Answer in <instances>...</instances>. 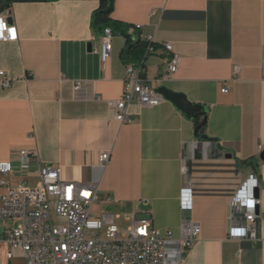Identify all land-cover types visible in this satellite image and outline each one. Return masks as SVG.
Here are the masks:
<instances>
[{"label":"crops","instance_id":"obj_1","mask_svg":"<svg viewBox=\"0 0 264 264\" xmlns=\"http://www.w3.org/2000/svg\"><path fill=\"white\" fill-rule=\"evenodd\" d=\"M99 6V0H30L0 14L18 35L0 42V72L11 81L5 88L0 78V163L15 167L7 183L35 187L39 168L57 165L66 181L97 184L120 220L151 218L174 242L192 219L201 235L182 264H264V0H115L113 22L155 45L143 78L209 108L202 142L195 138L197 120L166 100L153 108L133 102L131 121L116 119L111 103L124 93L130 65L120 56L127 40L113 27V51L103 64L104 32L92 27ZM165 44L180 56L172 76ZM22 151L37 154L28 172L19 168ZM105 153L111 158L102 169ZM252 175L257 238L232 239L243 215L231 203ZM183 188L192 190L191 213L180 208ZM15 226L0 221V264H26L21 253L7 258L5 234Z\"/></svg>","mask_w":264,"mask_h":264},{"label":"built area","instance_id":"obj_2","mask_svg":"<svg viewBox=\"0 0 264 264\" xmlns=\"http://www.w3.org/2000/svg\"><path fill=\"white\" fill-rule=\"evenodd\" d=\"M0 29V42H16L17 29L9 25ZM10 29H15L14 34ZM137 30L140 27L136 28ZM114 33L105 29L99 54L103 64L113 51ZM140 65H130L127 69L125 88L120 100L112 102L116 119L129 123V106L137 102L143 107H157L165 100L156 89L143 78L146 58L155 52L152 40ZM169 54L168 75L175 74L180 65V56L170 44L164 45ZM239 69H234V76ZM5 88L11 81L0 72ZM75 89L79 91L81 84ZM227 92V89H223ZM35 152L22 151L19 154V168L28 172L30 161ZM111 155L102 154L100 168L110 161ZM12 162L0 163L1 186L5 193L0 196V221H14L16 226L5 234L10 249L7 258L12 260L21 253L26 264H182L186 253L191 250L201 235V228L191 220L183 223L181 238L173 241L171 231L162 232L153 226L151 218L133 216L126 218L130 223L122 235L116 225L119 216L97 218L92 215L93 205L101 201L97 184L69 182L62 178L61 168L57 165L41 166L38 170V184L30 187L18 184L11 187L7 178L14 174ZM257 182L255 175L249 178L231 203L233 212L240 211L241 221H236L230 230L232 239H256L257 207L260 201L250 194V187ZM108 197L105 202H110ZM104 203V202H103ZM180 208L183 212L193 210L192 190L183 188L180 193Z\"/></svg>","mask_w":264,"mask_h":264},{"label":"trees","instance_id":"obj_3","mask_svg":"<svg viewBox=\"0 0 264 264\" xmlns=\"http://www.w3.org/2000/svg\"><path fill=\"white\" fill-rule=\"evenodd\" d=\"M30 0H0V14L5 10L9 9L10 5L14 2H25ZM32 1H47V0H32ZM100 6L98 10L93 14L92 27L95 31L104 32L105 29L109 28L113 32V27L121 29V33L125 36L127 40L126 48L121 53V61L129 66L131 64L137 66L140 65L147 49L152 46V44L143 40L140 37L134 39L130 34L126 33V28L118 23L113 22L112 14L114 12L115 0H99ZM196 127L200 125V121H195ZM204 128L202 130V134Z\"/></svg>","mask_w":264,"mask_h":264},{"label":"water","instance_id":"obj_4","mask_svg":"<svg viewBox=\"0 0 264 264\" xmlns=\"http://www.w3.org/2000/svg\"><path fill=\"white\" fill-rule=\"evenodd\" d=\"M164 100L171 102L174 106L180 110L184 116L190 120H199L200 125L195 130V138L199 141H207L208 137L202 134L203 128L207 124V117L209 108L204 105H196L190 103L183 94L175 93L166 87L156 89ZM220 150V148H218ZM260 159L264 161V152L261 154ZM256 196L258 195V189L255 190Z\"/></svg>","mask_w":264,"mask_h":264},{"label":"rangeland","instance_id":"obj_5","mask_svg":"<svg viewBox=\"0 0 264 264\" xmlns=\"http://www.w3.org/2000/svg\"><path fill=\"white\" fill-rule=\"evenodd\" d=\"M92 215H94L97 218H103L104 216H111V215L115 216L117 215V212L113 213V210L108 208L105 203L98 201L93 205ZM126 217L127 215L121 214V220L116 221V225L119 228L122 235L125 234V231L130 225V223L126 221Z\"/></svg>","mask_w":264,"mask_h":264},{"label":"snow or ice","instance_id":"obj_6","mask_svg":"<svg viewBox=\"0 0 264 264\" xmlns=\"http://www.w3.org/2000/svg\"><path fill=\"white\" fill-rule=\"evenodd\" d=\"M5 27H6V25L3 24V21H0V29H3V28H5ZM9 31L12 32V33L14 34L15 29H10Z\"/></svg>","mask_w":264,"mask_h":264}]
</instances>
